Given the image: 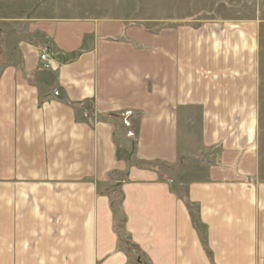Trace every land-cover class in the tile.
<instances>
[{
    "label": "crops",
    "instance_id": "obj_1",
    "mask_svg": "<svg viewBox=\"0 0 264 264\" xmlns=\"http://www.w3.org/2000/svg\"><path fill=\"white\" fill-rule=\"evenodd\" d=\"M51 21L0 72V264H264L263 18L164 33L108 18L86 45ZM42 46L51 70L36 68ZM201 153L195 176L164 175Z\"/></svg>",
    "mask_w": 264,
    "mask_h": 264
},
{
    "label": "rangeland",
    "instance_id": "obj_2",
    "mask_svg": "<svg viewBox=\"0 0 264 264\" xmlns=\"http://www.w3.org/2000/svg\"><path fill=\"white\" fill-rule=\"evenodd\" d=\"M251 11L264 20V0H0V72L4 69L7 57L17 59V45L21 38L35 39L43 34L44 27L48 30L51 20L59 23V31H62L63 23L67 21L69 31L73 33L83 32L89 28L91 22L108 18H122L127 27L135 26L150 33L161 31L164 33L167 25L180 21L194 26L201 18H222L234 13L246 17L247 14L251 15ZM64 36L70 38V34ZM90 36L91 34L87 32L81 45H86L84 40L89 39ZM70 39L72 41L74 38ZM110 40H118V38L113 37ZM259 43L261 62L255 126L257 172L252 180L264 183V24H261ZM43 47L38 49V53ZM36 68L39 69L37 66ZM132 145V143L127 144L126 155L130 153ZM204 154L201 153L199 158L181 160L175 167L164 166V175L172 176L171 170H173L183 178L186 177L183 171L187 169L189 176H195L196 172L199 173V165L206 166L204 162L208 158ZM116 179L119 177L113 178L111 189H106L105 193L111 194V202L118 206L121 196ZM176 189L182 192L180 187L173 185L175 192ZM121 240L125 239L121 238Z\"/></svg>",
    "mask_w": 264,
    "mask_h": 264
},
{
    "label": "built area",
    "instance_id": "obj_3",
    "mask_svg": "<svg viewBox=\"0 0 264 264\" xmlns=\"http://www.w3.org/2000/svg\"><path fill=\"white\" fill-rule=\"evenodd\" d=\"M38 57H39V68L40 69H43V70L53 69L54 60L46 46L42 48Z\"/></svg>",
    "mask_w": 264,
    "mask_h": 264
},
{
    "label": "trees",
    "instance_id": "obj_4",
    "mask_svg": "<svg viewBox=\"0 0 264 264\" xmlns=\"http://www.w3.org/2000/svg\"><path fill=\"white\" fill-rule=\"evenodd\" d=\"M120 202V201H119ZM111 207L113 209V211H116L118 209V206H115L112 202H111ZM136 256V255H135ZM138 259V258H137ZM136 259V260H137Z\"/></svg>",
    "mask_w": 264,
    "mask_h": 264
}]
</instances>
